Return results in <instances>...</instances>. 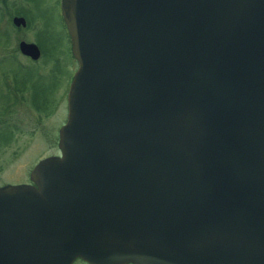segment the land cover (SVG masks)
Listing matches in <instances>:
<instances>
[{
	"label": "water",
	"instance_id": "95a60500",
	"mask_svg": "<svg viewBox=\"0 0 264 264\" xmlns=\"http://www.w3.org/2000/svg\"><path fill=\"white\" fill-rule=\"evenodd\" d=\"M61 9L60 154L0 186V264H264V0Z\"/></svg>",
	"mask_w": 264,
	"mask_h": 264
},
{
	"label": "rangeland",
	"instance_id": "374dc122",
	"mask_svg": "<svg viewBox=\"0 0 264 264\" xmlns=\"http://www.w3.org/2000/svg\"><path fill=\"white\" fill-rule=\"evenodd\" d=\"M41 7L46 9L44 1ZM49 14L53 35L45 42L39 39L41 47H51L43 48L37 60L10 52L12 44L0 24V186L29 183L40 159L60 154L58 134L67 119V91L77 61ZM28 40L38 41L32 32Z\"/></svg>",
	"mask_w": 264,
	"mask_h": 264
},
{
	"label": "flooded vegetation",
	"instance_id": "af4514ba",
	"mask_svg": "<svg viewBox=\"0 0 264 264\" xmlns=\"http://www.w3.org/2000/svg\"><path fill=\"white\" fill-rule=\"evenodd\" d=\"M43 1L46 9L41 7ZM49 12L54 14L53 18L56 19V24L60 26L63 34L67 36L70 41V36L62 16L61 0H0V24L2 31L6 32L9 37V43L12 44L9 48L11 49L10 52H19L23 57L31 59L21 52L20 43L24 41L36 44L41 55L42 49H46L48 46L44 45L41 47L39 38L43 37L41 39L45 42L53 35L50 28ZM30 32L33 33L38 41L28 40ZM69 43L71 50V42ZM50 47L46 50L49 51ZM71 264L92 263L81 258H76Z\"/></svg>",
	"mask_w": 264,
	"mask_h": 264
},
{
	"label": "trees",
	"instance_id": "16d2710c",
	"mask_svg": "<svg viewBox=\"0 0 264 264\" xmlns=\"http://www.w3.org/2000/svg\"><path fill=\"white\" fill-rule=\"evenodd\" d=\"M7 138V137H6Z\"/></svg>",
	"mask_w": 264,
	"mask_h": 264
}]
</instances>
